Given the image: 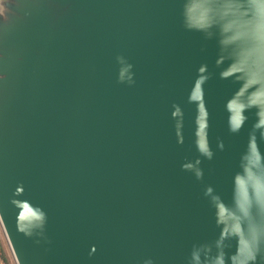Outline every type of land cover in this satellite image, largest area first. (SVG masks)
Instances as JSON below:
<instances>
[{
  "label": "water",
  "instance_id": "water-1",
  "mask_svg": "<svg viewBox=\"0 0 264 264\" xmlns=\"http://www.w3.org/2000/svg\"><path fill=\"white\" fill-rule=\"evenodd\" d=\"M0 223L16 264H264V0H0Z\"/></svg>",
  "mask_w": 264,
  "mask_h": 264
},
{
  "label": "crops",
  "instance_id": "crops-1",
  "mask_svg": "<svg viewBox=\"0 0 264 264\" xmlns=\"http://www.w3.org/2000/svg\"><path fill=\"white\" fill-rule=\"evenodd\" d=\"M14 256L0 223V264H15Z\"/></svg>",
  "mask_w": 264,
  "mask_h": 264
},
{
  "label": "rangeland",
  "instance_id": "rangeland-1",
  "mask_svg": "<svg viewBox=\"0 0 264 264\" xmlns=\"http://www.w3.org/2000/svg\"><path fill=\"white\" fill-rule=\"evenodd\" d=\"M15 261V260H14ZM16 264V262H14Z\"/></svg>",
  "mask_w": 264,
  "mask_h": 264
}]
</instances>
